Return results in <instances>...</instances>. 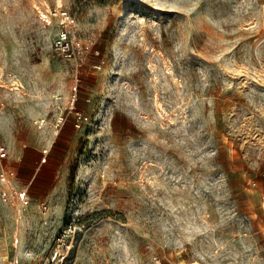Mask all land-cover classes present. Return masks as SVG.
Returning a JSON list of instances; mask_svg holds the SVG:
<instances>
[{"label": "rangeland", "instance_id": "obj_1", "mask_svg": "<svg viewBox=\"0 0 264 264\" xmlns=\"http://www.w3.org/2000/svg\"><path fill=\"white\" fill-rule=\"evenodd\" d=\"M263 205L264 0H0V264H264Z\"/></svg>", "mask_w": 264, "mask_h": 264}, {"label": "built area", "instance_id": "obj_2", "mask_svg": "<svg viewBox=\"0 0 264 264\" xmlns=\"http://www.w3.org/2000/svg\"><path fill=\"white\" fill-rule=\"evenodd\" d=\"M50 17L58 22V29L52 42L53 51L65 60L75 58L76 52L71 35L73 19L66 10H53ZM14 264V263H12Z\"/></svg>", "mask_w": 264, "mask_h": 264}, {"label": "crops", "instance_id": "obj_3", "mask_svg": "<svg viewBox=\"0 0 264 264\" xmlns=\"http://www.w3.org/2000/svg\"><path fill=\"white\" fill-rule=\"evenodd\" d=\"M264 206V205H263Z\"/></svg>", "mask_w": 264, "mask_h": 264}]
</instances>
